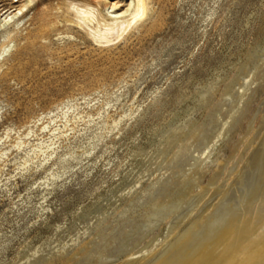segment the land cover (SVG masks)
<instances>
[{
	"label": "rangeland",
	"instance_id": "1",
	"mask_svg": "<svg viewBox=\"0 0 264 264\" xmlns=\"http://www.w3.org/2000/svg\"><path fill=\"white\" fill-rule=\"evenodd\" d=\"M19 1L0 0V12ZM40 1L19 27L0 32V264H17L56 235L32 225L27 190L45 173L32 167L25 179L26 154L54 140L59 156H81L91 139L94 155L74 163L78 176L59 192L63 207L51 222L66 227L68 213H79L62 243L103 223L75 250L78 258L60 264H124L170 226V218L146 225L150 204L171 202L195 172V193L216 188L250 154L264 119V0H152L145 29L102 49L64 23L56 0ZM6 33L10 52L2 56ZM48 124L51 133H43Z\"/></svg>",
	"mask_w": 264,
	"mask_h": 264
},
{
	"label": "bare ground",
	"instance_id": "2",
	"mask_svg": "<svg viewBox=\"0 0 264 264\" xmlns=\"http://www.w3.org/2000/svg\"><path fill=\"white\" fill-rule=\"evenodd\" d=\"M20 2L21 0L14 2L11 8L0 12V32L11 24H14L15 28L19 27L25 13L31 7H38L41 3L40 0ZM56 2H58L56 10L64 14V23L82 31L92 43L101 49L128 41L136 31L145 29V26L150 24L155 13L152 0H122L119 2L112 0H56ZM124 2L126 5L123 7L122 3ZM2 36L5 38V42L1 55L5 56L10 52V34L6 33ZM251 81L250 75L245 79V86L251 85ZM241 89L243 95L245 87L243 86ZM243 97L242 99H244ZM235 111L232 109L234 114L237 113V110ZM229 121L225 122L224 129L229 125ZM120 123H115L114 127L117 128ZM42 132L51 133L50 124L46 125ZM57 132L58 130H55L53 135ZM221 136L222 133L218 135L217 140ZM94 142L92 139L89 141L88 147L82 150L81 156L76 152L59 156V147L54 140L42 142L37 150L26 154L27 158L22 166L24 178L32 167L45 173V176L34 184V187L29 186L27 190L28 203L31 205L28 211L35 217L32 225H38L47 230L53 229L56 235L52 237L47 234L46 240L41 241L35 247L34 252L31 250L30 254L20 257L17 264H60L65 260H75L79 257L78 254L73 255L75 250L87 240L95 228L102 225L103 222L98 223L97 226L85 225L82 229L74 231L73 234L69 232V240L62 243L64 242L61 241L62 233L64 234L66 228L74 225L73 222L76 221L79 213L74 210L68 213L65 221L66 227L61 222L55 225L51 222L62 206L61 202L55 201L59 192H63L68 186V182L72 183L78 176V170H75L74 163L77 161L82 163L93 157L96 145ZM23 145V142L18 144L19 149ZM210 149L211 146L207 145L204 150L199 151L196 159H193L195 161L193 166L203 161L208 156ZM251 149L242 167L240 166V170L237 171L239 166L235 167L227 172L228 176L225 180L223 177L220 178L221 180L217 179L223 181L216 188L212 184V189L204 190L199 194L195 193L194 188L197 183L195 172L186 186L181 187L180 194L170 198L171 202L159 206L150 204L153 212L148 215L146 225H153L159 220L163 224L170 218V226L163 227L161 234L152 243L124 264H264V119ZM33 156H35L34 159ZM90 175L92 173L86 176L87 179ZM141 181H137L134 187L129 188L128 193L136 192L142 184ZM34 191L39 194L36 201L32 199ZM146 191H142V194ZM123 196L125 197V195ZM58 203L60 205H57ZM133 203L138 202L133 201ZM92 207V205L81 207V212H89ZM122 213V217L125 218V213ZM67 221H69V226H67ZM31 226L26 227L25 232L30 231ZM39 236L37 235L35 238L38 239ZM57 238H59L58 241ZM27 245L31 246L32 244L28 242ZM46 247H49L48 251L45 250ZM61 252L62 255H60Z\"/></svg>",
	"mask_w": 264,
	"mask_h": 264
}]
</instances>
